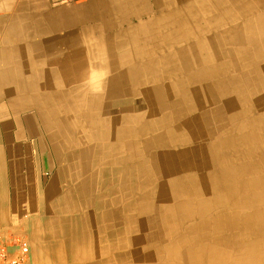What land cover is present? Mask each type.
<instances>
[{
	"label": "bare ground",
	"instance_id": "bare-ground-1",
	"mask_svg": "<svg viewBox=\"0 0 264 264\" xmlns=\"http://www.w3.org/2000/svg\"><path fill=\"white\" fill-rule=\"evenodd\" d=\"M161 1L46 105L64 154L30 225L42 264H264V0Z\"/></svg>",
	"mask_w": 264,
	"mask_h": 264
},
{
	"label": "crops",
	"instance_id": "crops-1",
	"mask_svg": "<svg viewBox=\"0 0 264 264\" xmlns=\"http://www.w3.org/2000/svg\"><path fill=\"white\" fill-rule=\"evenodd\" d=\"M176 6L161 0H0V232L26 218L21 223L30 241L29 264H42L44 251L50 254L41 241L35 243L30 229L46 218L45 194L63 167L60 136L45 129L46 105L63 99L65 80L80 72V57L92 55L89 45L110 41L114 31L128 33L156 25L176 12ZM112 103L121 113L131 107L128 98ZM52 262L47 259L44 264Z\"/></svg>",
	"mask_w": 264,
	"mask_h": 264
},
{
	"label": "built area",
	"instance_id": "built-area-1",
	"mask_svg": "<svg viewBox=\"0 0 264 264\" xmlns=\"http://www.w3.org/2000/svg\"><path fill=\"white\" fill-rule=\"evenodd\" d=\"M29 244L22 238H7L0 233V264H28Z\"/></svg>",
	"mask_w": 264,
	"mask_h": 264
},
{
	"label": "rangeland",
	"instance_id": "rangeland-1",
	"mask_svg": "<svg viewBox=\"0 0 264 264\" xmlns=\"http://www.w3.org/2000/svg\"><path fill=\"white\" fill-rule=\"evenodd\" d=\"M23 221H26V218L22 219ZM30 219H27V221H29ZM23 221H19L18 223L14 222L13 227L11 229H9L7 232H0L2 233L5 237L7 238H22V239H26L29 241V237L28 235L24 232V227L23 224L21 222ZM16 223V224H15ZM21 224V225H20ZM15 226V227H14ZM20 228V229H19ZM30 243V241H29ZM29 261V260H28ZM29 264V262H28ZM50 264H57V262H52Z\"/></svg>",
	"mask_w": 264,
	"mask_h": 264
}]
</instances>
